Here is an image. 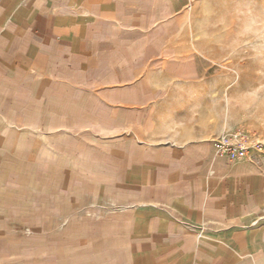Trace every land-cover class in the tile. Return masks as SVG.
<instances>
[{
	"label": "crops",
	"instance_id": "obj_1",
	"mask_svg": "<svg viewBox=\"0 0 264 264\" xmlns=\"http://www.w3.org/2000/svg\"><path fill=\"white\" fill-rule=\"evenodd\" d=\"M194 1L0 0V229L45 220L48 264H264V154L217 155L229 116L166 51Z\"/></svg>",
	"mask_w": 264,
	"mask_h": 264
},
{
	"label": "rangeland",
	"instance_id": "obj_2",
	"mask_svg": "<svg viewBox=\"0 0 264 264\" xmlns=\"http://www.w3.org/2000/svg\"><path fill=\"white\" fill-rule=\"evenodd\" d=\"M192 3L168 18L165 27L166 51L176 54L184 68L194 70L183 82L207 89L195 87L196 92L193 85L189 90L184 87V94L207 93L214 99L216 117L229 116L232 130L225 134L249 132L264 144V0ZM15 181H8V215L21 212L15 213V201L23 199V210L30 205L24 196L28 183L23 179L20 187V181L13 185ZM44 224L40 219L8 218L5 234L0 229V264H48L46 236L40 234L36 240L35 226Z\"/></svg>",
	"mask_w": 264,
	"mask_h": 264
},
{
	"label": "built area",
	"instance_id": "obj_3",
	"mask_svg": "<svg viewBox=\"0 0 264 264\" xmlns=\"http://www.w3.org/2000/svg\"><path fill=\"white\" fill-rule=\"evenodd\" d=\"M218 156L255 162L264 154V144L249 132L235 131L213 141Z\"/></svg>",
	"mask_w": 264,
	"mask_h": 264
}]
</instances>
